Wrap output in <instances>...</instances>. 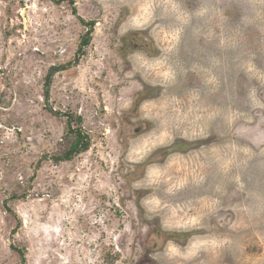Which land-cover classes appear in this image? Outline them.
Wrapping results in <instances>:
<instances>
[{
	"label": "rangeland",
	"instance_id": "374dc122",
	"mask_svg": "<svg viewBox=\"0 0 264 264\" xmlns=\"http://www.w3.org/2000/svg\"><path fill=\"white\" fill-rule=\"evenodd\" d=\"M0 264H264V0H0Z\"/></svg>",
	"mask_w": 264,
	"mask_h": 264
},
{
	"label": "trees",
	"instance_id": "16d2710c",
	"mask_svg": "<svg viewBox=\"0 0 264 264\" xmlns=\"http://www.w3.org/2000/svg\"><path fill=\"white\" fill-rule=\"evenodd\" d=\"M80 138L77 142L76 145L72 146V149H70L65 155L64 158L65 159H69L72 155L73 152H82L85 151L88 147V139L86 137H84L81 133H80Z\"/></svg>",
	"mask_w": 264,
	"mask_h": 264
},
{
	"label": "flooded vegetation",
	"instance_id": "af4514ba",
	"mask_svg": "<svg viewBox=\"0 0 264 264\" xmlns=\"http://www.w3.org/2000/svg\"><path fill=\"white\" fill-rule=\"evenodd\" d=\"M88 27L91 28L90 25H89ZM88 31H89V30H88ZM88 31H87V32H88ZM86 36H87V39L90 40V39H89V38H90L89 35L87 34ZM87 39H86V44H83V45L81 46L82 48H86V46H87V42H88ZM133 42H135V40H134ZM136 42H137V41H136ZM136 45H137V44H136ZM138 48L146 49L145 46H138V45H137V46H133V47H131L132 50H136V49H138ZM144 84L147 85V86H149L147 83H144Z\"/></svg>",
	"mask_w": 264,
	"mask_h": 264
}]
</instances>
